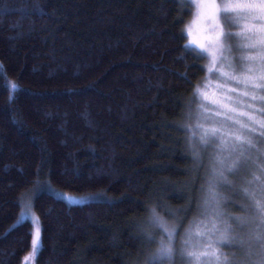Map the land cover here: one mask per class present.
Listing matches in <instances>:
<instances>
[{
    "label": "trees",
    "instance_id": "1",
    "mask_svg": "<svg viewBox=\"0 0 264 264\" xmlns=\"http://www.w3.org/2000/svg\"><path fill=\"white\" fill-rule=\"evenodd\" d=\"M32 2L0 0V264H22L32 249V225L20 220L22 196L32 191L42 242L36 264H145L157 247L143 235L148 209L180 239L194 224L213 225L201 211L210 168L192 160L193 93L206 75L205 59L188 54L181 38L192 7ZM239 173L260 174L255 166ZM50 187L97 200L70 204ZM219 192L226 214H248L231 185ZM212 246L221 259L240 258L235 246Z\"/></svg>",
    "mask_w": 264,
    "mask_h": 264
},
{
    "label": "snow or ice",
    "instance_id": "2",
    "mask_svg": "<svg viewBox=\"0 0 264 264\" xmlns=\"http://www.w3.org/2000/svg\"><path fill=\"white\" fill-rule=\"evenodd\" d=\"M184 2L188 8L195 6L197 11L193 24L201 26L195 35L192 27L182 31L181 38L188 40L184 49L196 59H207L209 75H216L220 80L211 96L207 82L203 87L195 86L193 93L194 98L200 101L197 109L200 116L205 119L213 117L217 125L212 129L198 128L200 148L206 149L219 141L217 155L211 161L206 179L207 189H202L205 195L201 200V211L224 222L223 230H219L213 221L212 233L219 232L215 243L235 246L240 251L239 259H221L222 253H213L211 259L215 264H264V164L256 162H264V147L258 146L264 144V0ZM31 6L40 8L41 4L39 0H33ZM234 27H240L242 31H231ZM237 52L241 53L239 57L235 55ZM228 84H235L236 87H226ZM10 87L19 91L15 82H10ZM237 88L243 91L238 92ZM233 95L237 98L233 99ZM14 103L10 94L7 106L13 107ZM209 104L216 110L206 115L205 109ZM193 139L195 142V137ZM192 160L196 168L201 165V152L196 147L192 148ZM247 165H255L260 173L259 176L253 174L252 180L247 181L249 187L244 190L250 203L243 210L248 214L228 217L224 221L226 213L223 207L227 198L220 194L219 189L229 183V175L236 174ZM21 202L24 208L21 217L26 218L25 212H31L32 205L23 202V196ZM148 210L151 212L149 228L143 235L148 243L157 247L146 257L145 264H175L177 229L162 220L154 208ZM229 221L234 222L242 232L244 229L248 231L244 235H236V228ZM41 247L40 228L34 227L32 251L29 257H25L24 264H28L29 260L35 261ZM189 248L186 236L179 250L182 259L187 264H203L200 255Z\"/></svg>",
    "mask_w": 264,
    "mask_h": 264
},
{
    "label": "rangeland",
    "instance_id": "3",
    "mask_svg": "<svg viewBox=\"0 0 264 264\" xmlns=\"http://www.w3.org/2000/svg\"><path fill=\"white\" fill-rule=\"evenodd\" d=\"M192 9H193V14H192L190 21L186 25V27H192L193 33L195 35L197 33V28L201 27V26L193 24V21L195 19V13H196L197 9L195 8V6H193ZM241 23H243V22H241ZM230 30L233 32L242 31V29L240 27H234ZM257 31H259V26H257ZM187 43H188V40H187ZM240 54L241 53H239V52L235 53V55L237 57H239ZM246 54L247 55H254V53H246ZM236 63L238 64V60ZM208 64H209V61L207 59H205L206 75H205V79L202 81L200 86L203 87L204 83L207 82L209 84L208 92H209V95L211 96V94L215 91V85L220 83V80L216 75H211V76L209 75V73L207 71ZM224 71H227V69H224ZM226 87H236V85L235 84H228V85H226ZM237 91L240 92V91H243V89L237 88ZM236 98L237 97L235 95H233V99H236ZM199 106H200V101H199V99H197L196 113H195L194 118H193L194 124H193V134H192V138L195 137V142H194V139H193V141L191 139V144L193 145V147H196L198 149V151L201 152L202 161L205 162L210 168L212 159H214L215 156L217 155V149L219 147V141H217L216 143L210 144L206 149L200 148L199 142H198L200 133L198 131V128L212 129L214 127H217V125L213 122L214 121L213 117L208 116V118L205 119V118H202L200 116V113L197 111ZM215 110L216 109L214 108V106L209 104L207 106V108L205 109V114L206 115L210 114V113L214 112ZM258 146L264 147V144H260ZM253 155H255V154H253ZM256 162L264 164V162H261V161H256ZM250 166H255V165H247L246 167H250ZM237 173H239V171L236 172V175L234 176V178L228 179V181H229L228 184L231 185V187L235 191H238L242 195L243 199L246 200L249 204L250 203L249 200L244 195V190L247 187H245V188L243 187L245 184H247V181H249V180H248V178L244 179V178L240 177L241 176L240 173L239 174H237ZM259 175L260 174H257V176H259ZM262 179H264V178H262ZM239 182H241V184H242V186H240V187H239ZM41 188L42 187H39L38 190L36 189L34 194L38 193L41 190ZM48 192H50L51 194L55 195L56 197H58L60 199L65 200L66 202H68L70 204H85V203H89V202L97 200L96 196L72 195V194H68L65 192L58 191L52 187H50L48 189ZM32 197H33V191L30 194H28V196L23 198V202L31 204L30 199H32ZM244 208H246V207H244ZM22 212H24V208H22ZM226 215L228 217H231L228 214H226ZM207 216L209 218H211V221L215 220V217H212L210 214ZM25 217L26 218L21 217L20 220L21 221H29L32 225V232H33L34 227H39L40 232H41V224H40L39 218L36 216V214L33 212V210H31V212H25ZM35 218H38V219H35ZM227 219L224 217V221H227ZM215 223L221 228V230H223V228H224V222L223 221L215 220ZM229 223H232V222L229 221ZM212 227H213L212 224L200 222V223L192 225L186 234V236L188 238V243L190 245L189 250L196 252L198 255H200V257L203 261V264H215V261L213 259H211L213 253H217L216 248L212 246V244H216L215 243L216 233L215 234L212 233ZM232 227H233V225H232ZM185 238H186L185 236L181 239L176 238L177 239L176 244L179 241L180 248H181L182 243L185 240ZM41 244H42V242H41ZM180 248L178 249L177 245H176L177 254H176V258H175V264H187V262L185 260H183L181 255H180V251H179ZM31 251H32V249H31ZM31 251H30V253H31ZM30 253L26 257H29ZM36 259H37V257H36ZM36 259H35V261L29 260L28 264H36ZM227 259L228 260H234V259H239V257H237V256L236 257H228ZM24 262H25V258H24L22 264H24Z\"/></svg>",
    "mask_w": 264,
    "mask_h": 264
}]
</instances>
